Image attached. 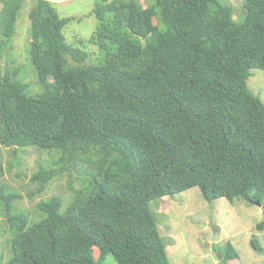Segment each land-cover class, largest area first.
Wrapping results in <instances>:
<instances>
[{
  "label": "trees",
  "instance_id": "16d2710c",
  "mask_svg": "<svg viewBox=\"0 0 264 264\" xmlns=\"http://www.w3.org/2000/svg\"><path fill=\"white\" fill-rule=\"evenodd\" d=\"M24 1L0 0V52ZM54 1L35 0L30 12L43 90L31 94L19 69L0 75V145L60 153L61 169L41 164L32 175L40 193L78 165L86 185L73 187L64 210L59 195L41 201L35 220L0 186L9 264H103L109 254L119 264H171L153 200L199 187L210 203H264V102L247 83L264 70V0H242L239 22L226 0H96L97 64L68 44L72 18ZM251 244L264 251L258 236ZM221 255L227 264L238 252Z\"/></svg>",
  "mask_w": 264,
  "mask_h": 264
},
{
  "label": "rangeland",
  "instance_id": "374dc122",
  "mask_svg": "<svg viewBox=\"0 0 264 264\" xmlns=\"http://www.w3.org/2000/svg\"><path fill=\"white\" fill-rule=\"evenodd\" d=\"M144 6L154 0H139ZM234 6V18L241 21L244 14L242 0H226ZM96 0H60L54 5L61 17L72 20L64 29L68 44L88 53L87 64H97L104 58V52L91 38L99 21L92 13ZM35 0H25L16 22V31L9 45L0 52V75L8 68L19 69L21 80L30 85V93L43 90L39 74L31 61V19L30 12ZM74 63V60L70 58ZM248 87L264 102V70L252 69ZM14 153L10 148L0 145V186L18 196L14 205L17 210L29 213L32 220L42 217L39 203L54 195L64 199L62 209H66L73 196V187L86 185L87 173L84 166L65 168L53 179L43 192L32 175L43 164L47 168L61 169L58 164L60 153L56 150H42L35 147L20 148ZM161 235L167 245L171 264H220L222 253L231 248L238 252L237 258L229 259L227 264H262L264 251H256L251 239L258 236L264 247V229L258 225L264 222V203L236 197L233 201L219 198L208 202L199 187H193L174 196L153 200L150 203ZM1 208V207H0ZM7 211V209H6ZM216 230L220 238L215 241ZM13 228L5 216L0 214V264H9L12 256L11 240ZM99 251L96 253L98 257ZM103 264H119L114 255L109 254Z\"/></svg>",
  "mask_w": 264,
  "mask_h": 264
},
{
  "label": "water",
  "instance_id": "95a60500",
  "mask_svg": "<svg viewBox=\"0 0 264 264\" xmlns=\"http://www.w3.org/2000/svg\"><path fill=\"white\" fill-rule=\"evenodd\" d=\"M13 149H14V148H13ZM257 202H258V204L261 205V202H260V201H257ZM5 213H6V203H4V216H5ZM219 238H220L219 230H216L214 240L217 241Z\"/></svg>",
  "mask_w": 264,
  "mask_h": 264
}]
</instances>
